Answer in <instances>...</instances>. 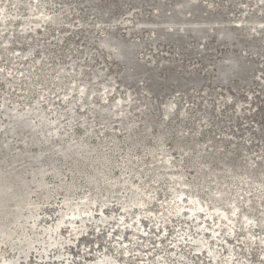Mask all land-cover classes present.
<instances>
[{"label": "rangeland", "instance_id": "obj_1", "mask_svg": "<svg viewBox=\"0 0 264 264\" xmlns=\"http://www.w3.org/2000/svg\"><path fill=\"white\" fill-rule=\"evenodd\" d=\"M16 1L0 0V139L8 144L1 151L5 174H22L13 186L32 203L23 213L38 208L26 234L35 240L70 213L66 200L99 203L93 221H85L86 235H77L81 227L67 217L59 245L47 251L37 242L26 259L10 226L12 242L0 237V264H212L194 250L200 239L220 263L264 264V15L256 1L193 0L197 10L186 15L176 11L180 0H164L162 7L160 0ZM172 18L176 32L167 28ZM197 25L204 34L184 30ZM218 27L230 35L219 39ZM110 34L135 49L131 59L117 60L103 48ZM231 53L247 68L224 79L219 70ZM127 69L135 72L132 80ZM59 70L64 73L56 79ZM82 84L94 90L89 102L80 98ZM118 99L122 107L114 109ZM32 107L51 123L36 128L35 142L29 129L9 133L16 112ZM27 120L39 123L36 116ZM82 139L89 151L62 157V148ZM201 169L211 175L201 177ZM136 187L149 200L142 208L130 207ZM194 195L205 208L189 217L190 203L183 201ZM15 199L8 197L6 212L19 211ZM245 215L254 222L246 224Z\"/></svg>", "mask_w": 264, "mask_h": 264}, {"label": "bare ground", "instance_id": "obj_2", "mask_svg": "<svg viewBox=\"0 0 264 264\" xmlns=\"http://www.w3.org/2000/svg\"><path fill=\"white\" fill-rule=\"evenodd\" d=\"M22 0H17L16 2H14L13 4L16 5H20L22 4L21 3ZM154 1V0H152ZM176 1H179V0H176ZM256 1V4L259 6L260 9H257L259 12L262 13V15H264V1L262 0H255ZM136 2V1H135ZM163 2L164 0H160V2L157 4L159 5V7H162L163 6ZM197 1H193V0H180L178 3H177V6H176V11L180 14V15H186L185 13H190L193 9L197 10L195 7L197 4H195ZM135 4V3H134ZM18 8V7H17ZM101 8V7H100ZM105 8V7H104ZM202 8V7H201ZM200 8V9H201ZM199 10V8H198ZM166 11V10H165ZM202 11V10H201ZM167 12V11H166ZM200 12V11H199ZM108 13V12H107ZM200 15V14H199ZM47 17V16H46ZM0 18H3V14L1 13L0 14ZM179 18V17H178ZM49 22L50 23H56L57 22V19L55 17H50L49 18ZM173 19V18H172ZM168 20V23H167V28L168 30L171 32V31H175L176 32V29L174 28L173 25H175V21L174 19L172 20ZM186 19V18H185ZM184 19V20H185ZM160 20V18H159ZM179 20V19H178ZM205 20H208L207 17ZM163 21V20H162ZM178 22V21H176ZM207 24V22H205ZM248 23H255V20L254 19H249V21H247V24ZM6 25V24H5ZM193 25V24H192ZM202 25V24H201ZM201 25L200 26H194V27H189L188 29H184L185 32L187 31H191L192 33L195 34V36H200L203 33V30L201 28ZM190 26V25H189ZM158 30V29H156ZM160 30V29H159ZM183 30V31H184ZM162 32V31H161ZM160 32V33H161ZM159 33V34H160ZM260 33V32H259ZM215 34H218L220 36L219 39L222 37L224 39H226L227 37L226 36H229L230 34L228 32H225V30L223 29V27H218L215 29ZM264 35V34H263ZM204 36V35H203ZM153 39H157L156 37V34L154 36H152ZM233 39V37L230 38V40ZM154 42V41H153ZM101 44L103 46V48L107 51H110L113 56L117 59V60H124L125 58L126 59H131L132 57V47L131 46H128V45H125L123 42H121L120 40H117L115 38H113L110 35H107L105 36L102 41H101ZM7 49V48H6ZM9 49V48H8ZM5 52V51H4ZM33 53V52H32ZM132 54V55H131ZM122 64V63H121ZM64 68V67H63ZM127 68V67H126ZM125 68V69H126ZM247 68V64L245 63L244 59L243 58H240V57H237L235 55H233L232 53L227 55L225 57V62L222 64L219 72H220V75L226 79L230 74L234 75L236 73H240L242 71H244L245 69ZM66 70V69H65ZM63 70H59L58 71V76L56 79H61L62 75L64 72H62ZM68 72V71H67ZM124 72V71H122ZM68 74V73H67ZM123 74V73H122ZM121 74V75H122ZM125 76H128L131 78L134 77L135 75V72H132L130 71L129 69L125 70L124 72ZM123 74V75H124ZM137 74V73H136ZM238 75V74H237ZM140 76V75H139ZM138 76V77H139ZM145 77V76H144ZM143 77V78H144ZM244 77V76H243ZM129 79V78H128ZM150 80V79H149ZM129 81V80H128ZM134 81V80H133ZM136 81V79H135ZM127 82V81H126ZM186 82V81H185ZM123 83V82H122ZM55 84H56V81H55ZM147 84V83H146ZM148 85V84H147ZM123 86V85H122ZM145 88V87H144ZM70 90H74V86H71L70 87ZM79 94H80V98L81 100L85 101V102H89L94 94V90L89 88L88 86L82 84L81 87H80V90H79ZM71 96V95H70ZM79 96V95H78ZM132 95L130 94L129 95V98L127 99L128 101L131 99ZM65 99V98H64ZM119 101L116 102L113 106L114 109H120L122 107V100L118 99ZM4 107V106H3ZM84 107V106H83ZM34 108V109H32ZM30 108L29 110H26V112H16L15 114V118L13 120V123L11 124V127L9 129V133L10 134H17V133H20L22 132L23 130H26V129H29L32 133V137H31V141L32 142H35L37 141L36 139V136H37V131H41L39 128L37 127H48V125H51V123H49V120L47 119V116L44 114L45 112H42L40 109L38 108H35V107H32ZM105 108V107H104ZM106 109L103 111V116L106 117L108 114L112 113L114 111V109ZM173 109V105L172 104H167L166 105V109H165V115L168 116L169 113L172 111ZM69 110L72 112L73 111V107L70 106ZM15 111V110H14ZM73 113V112H72ZM33 116H36L38 119H39V123L37 124V126H33L27 119L28 117H33ZM73 120V119H72ZM54 124V123H53ZM133 124V123H132ZM56 126V125H55ZM38 130H37V129ZM133 132V131H132ZM147 132H149V130H147ZM52 136L53 137H56L59 135L58 131H57V128H54V130L52 131ZM163 136L160 135L159 137V140L161 142ZM42 139V142L45 144V145H48L50 143V140H49V135H47L46 133L43 135V137H41ZM85 139V138H84ZM8 147V144L7 143H3L2 140L0 139V237L2 238V241L7 244V243H11L12 242V239H13V233L12 231H18V234H17V237H16V243L18 245V250H19V253L24 257V259H26L29 255V252L33 249V246L35 243H43V244H46L48 247L46 248V250L48 251V248H53V247H57L59 245V234L63 228V225L64 223L66 222V218L67 217H71V219L69 220L71 222V224H74V223H77L80 227H81V230L77 233V235H86V225H85V221L86 220H89V221H93L92 220V217L90 216L91 214V210H93V206H96L97 203H99V201L97 199H92V200H85V199H82L81 202L79 203H76V204H70L68 202V200L65 201V205L67 206L66 210L69 211L70 213H62L60 214V216H58V219L55 221V223L49 228H45L44 230H42V232L37 235V239H31L27 234H26V231H25V224L28 223L30 220H32L31 222V225H35L36 222H37V211H38V208L37 207H34L33 209L30 210L29 213H27L26 215L23 213V211L26 209V207H30L32 205V203H29L28 201V195L27 194H21L19 195L18 194V189L15 188L13 186V183L16 181L17 182H23L22 180V174L20 173H15V172H11L10 175L8 174H5V165L7 164V159H2L1 158V151L3 149H6ZM88 150V145L87 143L85 142V140H81L79 141V143L76 145V146H71V145H66L64 148H62L60 150V152L62 153V157L64 158H69L68 155H66V153H70L71 155H73V153H86ZM153 154V153H152ZM78 155V154H76ZM86 155V154H84ZM74 157V156H73ZM98 159H104L105 157L103 155H97ZM89 159V157H88ZM232 170V168L229 166L227 171L228 173L227 174H230L229 172ZM4 171V172H3ZM53 174L55 175H59V172L56 171V170H53L52 171ZM46 169L45 168H41L39 170V172L37 173L38 177H39V181H38V187L39 188H45V182H44V179L41 178L40 175H46ZM211 173L207 170H204V169H201L199 171V175H201V177L205 176V175H208ZM96 175H92L89 177V180L95 178ZM158 176V175H157ZM159 178L155 177V181H158ZM215 181V180H214ZM181 185H186L185 183H179ZM135 186H138V185H134L132 187H135ZM140 187V186H139ZM139 187H136L134 190H132V193H134L135 195L132 197L133 199L130 201V204L131 206L130 207H133V206H137V207H140L142 208L143 205H145L146 203H148L149 200L145 201L143 199V195L144 192L140 191L139 190ZM143 193V194H142ZM181 194H185V192H182ZM147 195V194H146ZM149 195V194H148ZM147 195V199H151L149 196ZM18 199V203L16 205V207L20 208L19 211H16V212H6L4 209L6 207V202L8 201V197H15ZM136 198V200H134V198ZM179 198V201L178 202H181L183 201V199H181L180 196H177ZM15 199V200H17ZM211 200V199H210ZM151 201V200H150ZM191 201V202H190ZM201 200L196 197L195 195L194 196H190V200L189 201H183V202H189L190 203V212L188 213L189 217H194L197 215V212L198 211H202L205 206L200 202ZM104 205V204H102ZM206 205V204H205ZM105 206V205H104ZM125 209V208H124ZM122 209V211L124 210ZM177 211H176V214H174L175 216H180L182 215V206L179 205L177 208ZM101 210V209H100ZM99 211V210H97ZM214 211L215 213H219L221 212V209L220 207H215L214 208ZM126 212V211H125ZM139 212V211H138ZM137 212V213H138ZM86 214V217L84 218H80V220H76L78 217H82V215L85 216ZM127 213V212H126ZM234 214H236V210L233 211ZM102 214V213H101ZM186 215V214H185ZM210 216H212L211 214H209ZM220 215V214H219ZM221 215L224 216V213H221ZM220 215V216H221ZM137 217V216H136ZM141 217V215H140ZM222 217V216H221ZM244 218L246 219V224H252L254 222V216L253 215H245ZM68 219V218H67ZM97 219H99L102 223H106V219L103 217H100L97 216ZM137 219V218H136ZM108 220V219H107ZM142 220V219H141ZM139 221V220H138ZM194 221V220H193ZM99 222V221H98ZM137 222V221H136ZM69 223V222H68ZM67 223V225H68ZM138 223V222H137ZM120 224V222H119ZM13 226V230L10 232L8 229L10 228V226ZM123 225V224H122ZM137 225V224H136ZM70 226V225H69ZM72 226V225H71ZM73 227V226H72ZM70 227V228H72ZM74 228V227H73ZM89 228V227H88ZM71 230V229H70ZM138 230V229H136ZM75 231V230H73ZM78 231V230H77ZM124 231V229H123ZM71 232V231H70ZM217 232V231H216ZM212 235L210 234V236L212 237H215V233ZM73 234V233H72ZM204 234V231H200L199 232V235L202 236ZM217 235V234H216ZM40 236H44V239L43 237L41 238ZM82 237V236H81ZM78 239V238H77ZM74 241H76L74 239ZM205 241V240H204ZM202 239L198 240L196 243L197 245H195V251H197L198 253H203L204 255L208 254V257L210 258V262L212 264H216V263H219V264H235V263H231L230 261H223V262H219L218 261V255H217V252L211 248V249H208L206 246V243L204 242ZM61 242V241H60ZM61 246V245H60ZM174 250V249H173ZM45 252V251H44ZM230 252V250H229ZM46 253V252H45ZM128 253V252H127ZM18 255V254H17ZM229 255V254H228ZM231 255V253H230ZM0 256H1V253H0ZM47 257V256H46ZM45 258V256L43 257ZM111 258V257H110ZM109 258V259H110ZM231 258V257H230ZM107 259V258H106ZM111 260V259H110ZM232 260V259H231ZM114 261V260H113ZM112 261V262H113ZM98 262V261H97ZM109 263V264H113V263ZM233 262V261H232ZM4 263V262H3ZM10 264H13L10 262Z\"/></svg>", "mask_w": 264, "mask_h": 264}, {"label": "water", "instance_id": "obj_3", "mask_svg": "<svg viewBox=\"0 0 264 264\" xmlns=\"http://www.w3.org/2000/svg\"><path fill=\"white\" fill-rule=\"evenodd\" d=\"M262 1H264V0H262Z\"/></svg>", "mask_w": 264, "mask_h": 264}]
</instances>
